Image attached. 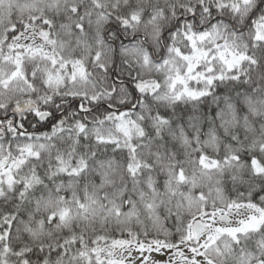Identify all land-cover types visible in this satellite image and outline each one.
<instances>
[{"label":"snow or ice","instance_id":"1","mask_svg":"<svg viewBox=\"0 0 264 264\" xmlns=\"http://www.w3.org/2000/svg\"><path fill=\"white\" fill-rule=\"evenodd\" d=\"M0 264H264V0H0Z\"/></svg>","mask_w":264,"mask_h":264}]
</instances>
